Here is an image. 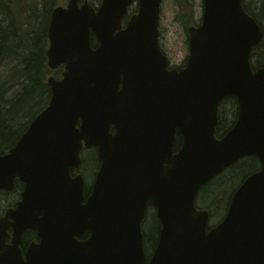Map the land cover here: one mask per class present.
I'll return each instance as SVG.
<instances>
[{
	"label": "water",
	"instance_id": "95a60500",
	"mask_svg": "<svg viewBox=\"0 0 264 264\" xmlns=\"http://www.w3.org/2000/svg\"><path fill=\"white\" fill-rule=\"evenodd\" d=\"M133 3L68 0L51 12L47 66H63L62 77L48 79V105L0 156V190H13L15 179L24 185L0 218V264H264V67L249 64L261 27L242 0H203L186 66L168 70L158 45L162 0H137L122 27ZM226 97L236 99L237 118L218 139ZM83 146L95 147L100 162L85 202L82 176L70 175ZM249 156L259 170L210 227L195 205L199 189ZM148 203L161 225L149 259L141 232ZM27 230L39 243L24 260Z\"/></svg>",
	"mask_w": 264,
	"mask_h": 264
},
{
	"label": "trees",
	"instance_id": "16d2710c",
	"mask_svg": "<svg viewBox=\"0 0 264 264\" xmlns=\"http://www.w3.org/2000/svg\"><path fill=\"white\" fill-rule=\"evenodd\" d=\"M67 0H0V155L6 153L26 131L31 120L48 104L50 89L47 79L59 78L60 70L47 67V28L50 14ZM80 2L85 0H79ZM91 5L101 0H86ZM190 0H176L179 10L176 19L183 23L185 31L193 16ZM249 0H246V2ZM244 3L245 10L259 23L264 32V0ZM135 12V9L130 11ZM128 16L124 18L126 22ZM92 45L96 42L91 37ZM252 68L264 67V43L251 52ZM235 98L228 97L220 103L215 136L220 138L237 118ZM181 144L177 134L175 149ZM82 161V174L92 178L99 163L95 149L86 151ZM93 163V165H92ZM260 167L256 157L250 156L235 162L220 175L201 187L197 194V206L206 209L211 220L219 221L225 214L230 197L236 187ZM17 190L0 191V212L3 206L11 207L16 201ZM160 223L154 214L143 224V236L147 255L154 248ZM26 232L24 238L33 237Z\"/></svg>",
	"mask_w": 264,
	"mask_h": 264
},
{
	"label": "rangeland",
	"instance_id": "374dc122",
	"mask_svg": "<svg viewBox=\"0 0 264 264\" xmlns=\"http://www.w3.org/2000/svg\"><path fill=\"white\" fill-rule=\"evenodd\" d=\"M176 0H163L160 14V39L159 42L167 54L172 65H180L188 54L186 46V33L181 21L176 19L179 10L175 4ZM256 0H253L255 3ZM250 4V0L248 1ZM194 9V18L197 19L200 14L201 0L189 1ZM249 6V5H248ZM191 23L187 26H191ZM264 26V19L262 20ZM93 165V163H92ZM85 181L88 185L91 184V179L84 175ZM89 179V180H87ZM152 212L149 211L148 214ZM217 217H214L212 223H216Z\"/></svg>",
	"mask_w": 264,
	"mask_h": 264
},
{
	"label": "flooded vegetation",
	"instance_id": "af4514ba",
	"mask_svg": "<svg viewBox=\"0 0 264 264\" xmlns=\"http://www.w3.org/2000/svg\"><path fill=\"white\" fill-rule=\"evenodd\" d=\"M23 186H22V184L19 182V181H17L16 182V184H15V189L14 190H17L18 191V194L16 195V200H19L20 198H21V196H20V194H21V192L23 191ZM17 203V201H15V203L14 204H16ZM152 208V207H151ZM153 209V208H152ZM149 211H150V207H149V205H148V207H147V214L149 213ZM34 234H33V237L31 238V239H29V240H27L26 238H24V235H23V237H22V242H21V245H20V249H21V251H22V254H24L25 253V251H26V249L28 248V246L31 244V243H33V242H38V240H37V236H36V233L35 232H33ZM11 236V235H10ZM84 238L86 237V236H83ZM81 239V238H80ZM86 239V238H85ZM81 240H84V239H81ZM6 243L7 244H10V238H7V240H6ZM154 249V248H153Z\"/></svg>",
	"mask_w": 264,
	"mask_h": 264
}]
</instances>
